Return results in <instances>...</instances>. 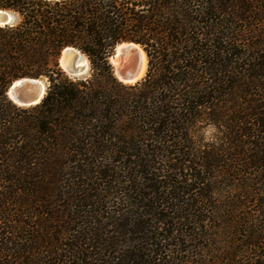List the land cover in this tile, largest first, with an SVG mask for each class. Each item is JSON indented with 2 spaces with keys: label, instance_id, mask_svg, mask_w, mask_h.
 <instances>
[{
  "label": "trees",
  "instance_id": "1",
  "mask_svg": "<svg viewBox=\"0 0 264 264\" xmlns=\"http://www.w3.org/2000/svg\"><path fill=\"white\" fill-rule=\"evenodd\" d=\"M0 10L13 16L0 26V264H264V226L247 212L264 218V0ZM125 41L148 59L135 85L109 60ZM66 47L89 76L64 72ZM23 77L46 79L39 104L7 97ZM205 116L225 145L190 136ZM210 169L232 179L224 205L210 200Z\"/></svg>",
  "mask_w": 264,
  "mask_h": 264
},
{
  "label": "water",
  "instance_id": "2",
  "mask_svg": "<svg viewBox=\"0 0 264 264\" xmlns=\"http://www.w3.org/2000/svg\"><path fill=\"white\" fill-rule=\"evenodd\" d=\"M12 21L13 16L11 13L0 10V26L7 25ZM121 45L125 46L118 50ZM142 52L146 55L141 45L131 41L117 44L109 60L113 75L118 82L124 85H135L146 77L148 59L146 72L142 75L144 69ZM60 66L71 77L84 78L89 72L88 61L81 51L74 47H66L62 51ZM45 93L46 83L42 78L23 77L12 82L6 94L15 105L30 107L39 104Z\"/></svg>",
  "mask_w": 264,
  "mask_h": 264
},
{
  "label": "rangeland",
  "instance_id": "3",
  "mask_svg": "<svg viewBox=\"0 0 264 264\" xmlns=\"http://www.w3.org/2000/svg\"><path fill=\"white\" fill-rule=\"evenodd\" d=\"M85 59L88 61V59L86 57H85ZM88 64H89V61H88ZM89 75H90V67H89V72H88L87 76H89ZM72 78H76V77H72ZM42 79L46 83V79H44V78H42ZM236 100L237 99L235 98V100H233V103H231V105H228L229 108H231V110H233L236 107L235 105L238 104V102ZM233 104H235V105H233ZM191 128L192 129L190 130V136L193 137V139H195L197 141L199 140L197 142V144L199 145L200 148L202 147V145H204L205 149L213 150L214 148H217L221 145H225L227 142V140H226V129L222 128L220 126H216L213 123V121L210 120L207 116H205L202 119H199L194 124V126ZM198 170H200V169H198ZM219 170L220 169H218V170L210 169L207 171V173L209 174L208 175L209 178H208V181L206 182L205 187L207 188V190L210 191L209 192L210 200L214 203V205L215 204H217V205L226 204V202L228 201V195L230 192H232V189H233L232 185L229 186L230 184H233L232 179L227 178V176H223ZM229 180H231V182ZM249 206H251V207L247 210V212L250 216L255 217L253 222L256 223L257 221L262 220V222L259 224V226L263 227L264 226V223H263L264 218L262 217V215L260 213H259L260 217H257L258 214L256 213V211L258 208L255 206V204H252ZM256 218H258V219H256Z\"/></svg>",
  "mask_w": 264,
  "mask_h": 264
},
{
  "label": "bare ground",
  "instance_id": "4",
  "mask_svg": "<svg viewBox=\"0 0 264 264\" xmlns=\"http://www.w3.org/2000/svg\"><path fill=\"white\" fill-rule=\"evenodd\" d=\"M125 45H121L120 47H119V49L118 50H120L122 47H124ZM119 54V53H118ZM142 56H143V60H144V69H143V73H142V75L146 72L145 70H146V63H147V58H146V55H145V53L144 52H142ZM115 62H116V59H115Z\"/></svg>",
  "mask_w": 264,
  "mask_h": 264
}]
</instances>
